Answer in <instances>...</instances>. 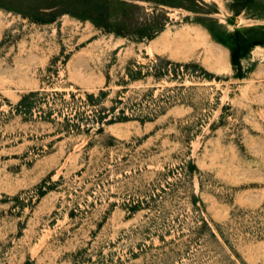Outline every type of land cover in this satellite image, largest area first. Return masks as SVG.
I'll list each match as a JSON object with an SVG mask.
<instances>
[{
  "label": "rangeland",
  "instance_id": "obj_1",
  "mask_svg": "<svg viewBox=\"0 0 264 264\" xmlns=\"http://www.w3.org/2000/svg\"><path fill=\"white\" fill-rule=\"evenodd\" d=\"M0 264H264V0H0Z\"/></svg>",
  "mask_w": 264,
  "mask_h": 264
}]
</instances>
